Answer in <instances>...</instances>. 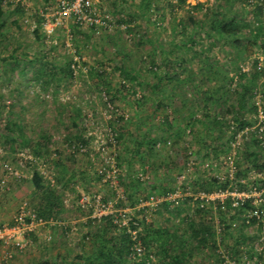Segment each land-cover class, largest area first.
<instances>
[{"label":"trees","instance_id":"obj_1","mask_svg":"<svg viewBox=\"0 0 264 264\" xmlns=\"http://www.w3.org/2000/svg\"><path fill=\"white\" fill-rule=\"evenodd\" d=\"M57 1L54 0L50 7ZM149 2L142 0L141 5L144 7ZM155 4L152 10L158 18L154 24L159 25L166 15L161 14V7ZM167 4L171 15L163 28L169 33L168 38L161 37L160 40L148 34L141 35L137 31L138 24L134 23L136 19H132L138 16L136 13L130 15V20L120 18L115 22L120 26L118 33L130 32L138 38L133 41L137 46L151 44L152 47L135 63L117 61L109 68L88 65L82 60L81 49L92 41L89 31H95L97 27H83L71 21L67 27H57L51 35L47 34L42 11L47 12L50 7L36 10L30 18L24 19V23L30 24L32 40L27 39V34V38L24 35L19 42L15 38L17 43L13 46L8 27L17 25L21 28L20 16L24 14L25 5L20 0H0V57L2 52L11 51L10 67H18L25 77L31 72L28 84L34 88L35 99L40 103H53L55 112L54 121L49 123H44L47 111L35 115L32 120L14 119L13 109L19 101L6 104L7 100L3 98L0 107L9 109V121L0 128V136L8 144L3 149L6 153L5 148H11L17 154L15 163L9 162L19 167V153L32 156V159H26V167L21 168V176L11 175L21 180L24 169L31 170V202L25 201L39 217L47 221H67L70 215L64 197L68 190L77 193L74 202L81 215L86 216V221L80 223L84 233L76 245L71 246L67 239L71 225H53L58 229L55 233L61 236L52 239L59 252L58 260L50 264H264V203L256 206L252 198L244 205L234 207L228 199L224 203L216 200L202 207L198 201L194 215L183 214L181 204L173 205L168 200H163L156 210L140 207L143 201L152 197L165 198L175 190L176 177L172 173L195 167L197 163L188 160L193 154L199 152L201 159L216 161V164H221L222 158L229 163L232 144L237 142L238 134L247 127L256 126L259 80L264 77V66L260 64L264 63L261 59L264 56V0L261 3L250 0L196 3L168 0ZM147 10L151 11V8ZM179 10L184 11V16L178 19ZM122 25L126 26V31L121 29ZM118 38L110 39L112 45H119ZM33 43L36 46L31 47ZM71 47L73 53L68 50ZM1 60L6 75L10 62L5 57ZM77 60L81 67L76 72L73 65ZM247 62L251 67L245 70ZM117 72L123 77L119 86L113 79ZM79 77L88 78L91 91L97 89L99 92L100 107L104 108L105 115L103 120L94 110L95 117L101 116L100 125L108 133L104 140L106 146L116 152L115 166L120 169L117 186L112 177H107L110 164L101 163L104 167L95 169V158L91 154L95 135L90 132L93 122L87 120L89 115L84 106L75 101V96L70 99L59 96L62 88L69 87ZM122 99L133 101L135 110L140 113L126 116L120 108ZM88 102L95 106L92 100ZM145 104L152 107L150 113L144 112ZM27 108L22 105L24 111ZM248 111L253 112L255 119L247 115ZM156 127L161 135L154 133ZM61 134L63 138L58 140ZM242 136L235 145L239 149L245 147L243 155L248 164L242 165L241 155L236 150L232 163L235 176L231 178L228 170L223 179L218 175L198 173L192 182L195 192L229 187L264 190V177L241 181L248 178V171L252 169L264 171V137H260L256 129ZM188 138L201 145L198 152L189 147ZM184 142L187 143L183 149L188 159L182 165L161 159L158 148L162 143L177 149ZM121 147L126 149V154L116 151ZM38 159L48 164L50 178L42 172ZM159 160L162 161L160 165ZM5 162L8 161L2 160L1 165ZM161 166L166 167L164 180L158 176L151 179L150 173L153 170L160 172ZM196 168L201 170L200 165ZM80 181L87 192L96 181L105 182L108 191L114 192L115 196L120 189L123 197H117L116 208L134 210V213H128V223L122 224L123 217L118 213L92 217V208L84 209L79 204L81 194L76 186ZM107 194L103 195L104 201L113 198ZM257 209L261 212L260 218L249 215ZM178 217L181 220L176 223ZM250 224L259 230L258 243L254 241L255 235L246 231ZM131 230H137V238L144 246L143 253L137 257L131 256V247L136 242ZM31 238L35 240L36 233H32ZM70 256L72 260H69ZM43 262L49 264L50 258L46 257Z\"/></svg>","mask_w":264,"mask_h":264},{"label":"rangeland","instance_id":"obj_2","mask_svg":"<svg viewBox=\"0 0 264 264\" xmlns=\"http://www.w3.org/2000/svg\"><path fill=\"white\" fill-rule=\"evenodd\" d=\"M150 1L151 2H149L144 7L141 5L142 0H95V5L102 10H108L113 15L115 22L119 20L120 18H123L125 20L127 19L130 20V15L132 13H136L138 14V16L132 19H136L134 23L135 25L138 24L137 27H139V29L137 31H139L141 35L148 34V36L151 35L152 37H155L156 39L159 38L160 40H162L161 37L168 38L169 33H167L166 32L167 30L163 28L167 24L168 19H170V15H171V10L167 4L168 0H150ZM197 1H207V0H188L189 3H196ZM20 2L25 5L24 14L23 16H20V19H22L21 28L17 25H12L8 27L9 28L8 31H10V33L12 32L13 34L11 35V43L13 44V46L16 45L17 41L18 42L20 41L22 36L25 35V38H27V34H29L27 39L32 40V36H30V31H29L30 24L29 22L24 23L23 22L24 19L26 17L30 18L32 13L35 12L36 10L38 11L39 9L50 7L51 4L54 3V0H20ZM154 4L159 5L161 7V10H160L161 14L164 13L166 15V19L161 21L160 22L161 24L159 25L154 24L155 20L158 18L156 15H154L155 14L154 10H152V8H154L153 7ZM149 8H151V11L147 10ZM177 13H178V19L184 16L183 10H179L177 11ZM157 15L159 16V14ZM149 20H152V21H149ZM118 27H120L118 26V23L117 24L115 23L111 28H108V29L97 28V30L91 31L89 28H84V30L86 31L90 30L89 33L92 35V41L90 42V44H88L87 46L81 49L82 60L85 61L88 65H97L99 67L107 66L110 68V67H113L117 61L118 62L123 61L126 64L135 63L138 61V58L140 57V55L146 54L147 51L150 50V48L152 47L151 44H146L144 46H137L134 42H135V39H138V38H134V36L132 35L133 33H130V32L118 33V31H121L118 29ZM121 27H122L121 29H124V30L126 29L125 25H122ZM117 37H119L118 38L119 45L118 46L112 45V43L110 42V39L117 40ZM15 38L16 39L18 38L17 41ZM69 44H72L70 40H69ZM34 46H36L35 43H33L31 47H34ZM68 50L71 53H73L74 51L72 47ZM10 52L11 51L9 50L2 52L3 55L0 57V105L4 101L3 98L7 100L6 104L13 102L14 100H18L19 102H17V105L13 109L16 114V117H14V119L15 118H25L26 120L27 119L32 120L35 118V115L40 114L43 111H47L44 117V119H46L47 121L44 123H49L51 121H54L53 118H54L55 112L52 110L53 103L51 104L40 103L35 99L36 94H33V91H32V89L34 88L29 86L28 84L29 74L31 72H29L28 75L25 77L24 75L21 74L18 67L12 69V67H10L11 66V60H10V54H9ZM3 57H5L6 59H9V62H10L7 65L8 73L6 75L4 74L5 73L4 69L1 66V62H2L1 58ZM262 66H264V63ZM246 67L250 68L251 63L247 62ZM122 78L123 77H122V74H120V72L115 73L113 76L114 83H116V85L119 86V82L122 80ZM87 81H88V78L86 77L76 78L75 81L69 87L62 88L59 96L64 97V98L67 97L68 99H70L69 97L75 96L76 97L75 101L78 103H81L84 106L86 114L89 115V117H87V120L90 119L93 122V124L90 126V132L93 135H95V138L92 141L93 150L91 152L92 156L95 158L94 159L95 169L97 170L99 168H103L104 166H101V163L110 164L111 169H109L108 175L109 174L111 175L112 180L114 179V185L117 186L116 178L118 177V170L120 171V169L115 166V161H116L115 153L116 152L114 151L112 147H107L108 145L106 146V143H104L105 149H103V146H102V143H103L102 141L105 140V136L106 134H108L107 130L100 125L101 120L102 119L104 120L105 111H104V108L100 107V99H99V96L97 95L99 94L98 90L93 89L91 91V88H89L87 85ZM259 84H260V87L258 89V94H257L258 107L261 106L262 109H264V97H263L264 91H261V88L264 89V77H262L259 80ZM30 87H31V91H30ZM84 99H86L87 101ZM89 100H92L95 103V106H93L91 102H88ZM119 103H120V108L122 109V112L126 116L134 115V114L136 115L140 113L139 111L135 110L133 101H125L124 99H122ZM23 104L27 105L28 107L27 110L25 111L22 109ZM101 106L103 107L102 104ZM143 107L144 109H146L144 110V112L145 111H148L149 113L151 112L152 107L148 106V104L147 105L145 104V106ZM20 109H22V112H20ZM8 110H9L8 107L7 108L5 106L0 107V128H2L9 121ZM94 110L98 111V113L101 114L103 118L100 119L101 118L100 115L95 117L96 112ZM142 110L143 109H141V111ZM113 115H115V113H113ZM247 115L250 118H254L253 112L248 111ZM0 131L2 133L1 129ZM154 133L156 135L162 134V132L160 131L158 127H156ZM62 138L63 137L61 134L58 140H61ZM189 141H187L188 143H190L189 147H192V150H195L196 152H198L201 145H199L197 142L195 143L193 141H190V142ZM237 141L238 142L232 144V147H233L232 154L233 155L231 154L230 160L234 159V152L237 150L239 151L238 154L241 155L240 159H241L242 165L245 167L248 164L247 160H245L244 155H243L245 147H241L239 149V147L235 144H239L240 138L237 137ZM186 144L187 143L184 142L177 149H172L173 148L172 145L162 143L161 148H158V152L160 153L159 155H161V159L163 158L169 159L177 166L182 165V163H184V161L188 159L185 153V150L183 149V147H185ZM7 145L8 144L6 143V139L3 136H0V179L3 177L7 178L8 185L10 187L8 190L0 189V221H3L4 223L11 221L12 217L17 212L21 201L23 202L25 200H28L29 202H31V192L33 190V186L29 182L30 177H31L30 169H24L23 177L21 178V180H17L13 178L11 174L5 173L2 170V165H1L2 160L5 159L6 161H11L15 163L14 158L17 157V154L14 152V150L12 151L11 148H8V147L5 148L6 150V153H5L3 148ZM1 149L3 151H1ZM116 151H120L121 154H126V149L123 147L116 148ZM238 154H236V156ZM222 159H221V164H216L215 163L216 161L210 162L209 160L207 161L206 159H201L199 152L196 154H193L191 158L188 160L195 161L197 165H200L201 170L197 169L196 168L197 165L194 164L195 167L194 166L190 168L185 167L183 168V172L181 173L175 171L174 173H172V175L176 177L174 180L175 184L178 185L179 184L178 181L180 180L179 176L181 174H185L186 181L182 185L185 187H190L191 189L190 191L192 194L197 193L195 192V189H194L195 187L192 185V182L198 176V173L200 175H208V176L219 175L221 177H224L227 174V170L229 172L230 170L229 165L231 163H228V161H226L224 158ZM39 160L40 159H38L37 161L38 163L40 162V168L42 172L44 173V175H46L47 179L50 178L49 168L46 167L48 166V164L42 163V159L41 161ZM206 162L210 163V168L203 167V164ZM160 163H162L161 160H159V165ZM165 169H166L165 166H161V168L158 169L160 171L158 173H156V171L153 170L150 173L151 179L155 180L156 176H158L159 179L164 180ZM125 170L126 168L122 169L123 172H125ZM248 172H249L248 178H244L241 181L245 182L247 179H250V178L252 179V177H256V176L264 177V171L260 172V170L252 169ZM233 174H234V170H233ZM234 176L235 174L233 175V177ZM23 179L24 181H22ZM76 188H77V192L81 195L83 193L91 194V195H93L94 193H101L102 195L106 196V192H108L107 195L110 197L113 196V198L115 199H117L119 192L121 191L120 189H119L120 191L117 190L118 192L115 196L114 192L112 193L108 191L107 184L102 181L94 182L93 185L90 186V191L88 192L85 191L84 184L82 181L79 182V185L76 186ZM9 192L11 194H9ZM76 195H77L76 192L73 193V192H70V190L67 191V194L64 197L65 198L64 201H65V205H66L67 211L69 212L70 217L65 222V224H63L64 221H62V225L68 224V225H71L70 227H72V231L68 235L67 239L69 240V243L71 242V244L73 245H76L78 243V240L82 238V235L84 233V228H82L83 226H81L82 224L80 223H82V221L83 222L86 221V216L81 215V212L78 211L77 209L78 207L77 203L75 204L74 202V197ZM2 200H4L5 202L11 201L10 202L11 205H9V207L7 208V209L10 208L9 210H7L6 208L2 209V206H3L2 204H5L4 202H2ZM197 203H198V200H196L192 195H189L185 199L178 201L177 203H174L173 205L181 204L182 208L184 209L183 214H186L189 212L190 215L192 214L194 215ZM131 212L134 213V210H131ZM148 218L150 221L151 217L149 216ZM176 220L180 221L181 217H178ZM56 230L58 233L57 226H53L50 224L38 229V231L36 232L35 240L34 238H32L33 244L24 252H19L23 255L22 257L23 261H21L18 264H43L44 263L43 261L48 256L51 257L49 264L53 263L54 259L55 260L57 259V256L52 257V255L54 256V253L57 254L55 250L58 247H55V248L53 247L52 239L57 238V237L59 238L61 236L55 233ZM246 231L249 234L255 235L254 241L256 243L258 234H259V230L257 229V226L250 224L249 226L246 227ZM246 242L247 241H245V243ZM50 248L51 250H49ZM16 252L18 251H15V255H16ZM41 255H43V257ZM15 263L16 261H15V256H14V264ZM232 264H235V263L232 262Z\"/></svg>","mask_w":264,"mask_h":264},{"label":"built area","instance_id":"obj_3","mask_svg":"<svg viewBox=\"0 0 264 264\" xmlns=\"http://www.w3.org/2000/svg\"><path fill=\"white\" fill-rule=\"evenodd\" d=\"M11 2H18L19 0H10ZM250 2H262V0H250ZM44 16L43 27L48 35H51L57 27L64 26L67 27L69 22L73 21L83 27L95 26L97 28L108 29L115 24L113 15L108 10H102L95 5V0H58L57 4L50 7L47 12L42 11ZM78 59V58H77ZM264 61V56L261 58ZM262 65L263 63L260 62ZM76 72L81 67L80 61L77 60V64L73 65ZM248 68L245 67V70ZM258 103V102H257ZM258 121L254 128L247 127L242 133L238 134V138L242 139V135L249 133L251 129H256L260 134V137H264V109L260 106L257 115ZM103 149H105L104 143L102 141ZM238 142V141H237ZM1 151H3L1 149ZM18 165L5 162L2 165V170L5 173L13 174L14 176H21V168L26 167V159H32L31 155L21 152L18 154ZM193 163V161H191ZM230 164V177H233V160L229 161ZM204 168H210V163L206 162L203 164ZM219 176V175H218ZM111 177V175H107ZM221 179L224 177L219 176ZM179 184L176 185V189L170 192L165 198H154L150 200L143 201L140 207H150L149 211L156 210L157 206L163 201L168 200L171 203H177L185 199L187 196L192 195L199 204L203 207L210 202L216 200L224 203L226 200L230 199L234 207H240L244 205L249 199H254V204L259 206L264 203V190L251 189V190H240L237 187H229L227 189H218L212 192L199 191L192 194L190 187H185L182 184L186 181L185 174L179 176ZM183 178V179H182ZM0 189L8 190V180L3 177L0 179ZM120 191V190H119ZM121 195V191L119 195ZM123 197V194L121 195ZM117 199L111 198L108 201H104V197L101 193L86 194L83 193L79 199V204L82 208L88 209L92 208V217L101 218L103 215L118 213V216H122V224H127L130 219L129 208H116ZM250 216L261 217V212L257 209L254 210ZM66 222V221H65ZM65 222L63 224H65ZM62 224L60 220H50L47 221L42 217L37 215V212L30 207L27 201L21 202L19 208L13 219L9 223H4L0 225V249L1 257L0 264H14L15 251L24 252L32 244L33 240L31 238L32 233H36L41 227L46 225ZM131 235L136 241L131 247V256L137 257L143 253L144 246L143 242L137 238V230H131ZM264 237H262V240ZM232 264V263H231Z\"/></svg>","mask_w":264,"mask_h":264},{"label":"crops","instance_id":"obj_4","mask_svg":"<svg viewBox=\"0 0 264 264\" xmlns=\"http://www.w3.org/2000/svg\"><path fill=\"white\" fill-rule=\"evenodd\" d=\"M14 33V32H13ZM9 35H13L12 34V32L11 33H9ZM9 194H11L10 192H9ZM9 201V200H8ZM2 202H4L5 204H2L3 206H2V209H4V208H8L9 207V205H11V201H9V202H5L4 200H2ZM10 209V208H9ZM9 209H7V210H9ZM12 219H13V217H12ZM11 219V220H12ZM179 220H175V222L177 223ZM0 222H3V221H0ZM11 222V221H10ZM7 223H9V222H7ZM4 224V223H3ZM71 246H72V244H71ZM54 247V246H53ZM55 248V247H54ZM49 250H51V248L49 249ZM1 251H2V249H0V257H1ZM56 251V253H58L59 252V250L58 249H56L55 250ZM42 257H43V255H41ZM57 256V254H55L54 253V256L52 255V257H56ZM23 255L21 254V253H19V252H16V255H15V261H16V263L15 264H18V263H20L21 261H23ZM49 258H51L50 256H48ZM55 260V259H54ZM57 260V259H56ZM55 260V261H56ZM69 260H72V257L70 256L69 257Z\"/></svg>","mask_w":264,"mask_h":264}]
</instances>
